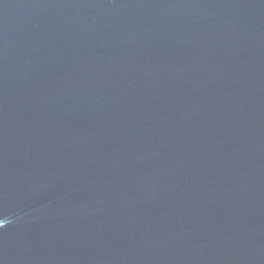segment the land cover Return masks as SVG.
<instances>
[{"label":"water","instance_id":"1","mask_svg":"<svg viewBox=\"0 0 264 264\" xmlns=\"http://www.w3.org/2000/svg\"><path fill=\"white\" fill-rule=\"evenodd\" d=\"M0 264H264V0H0Z\"/></svg>","mask_w":264,"mask_h":264}]
</instances>
